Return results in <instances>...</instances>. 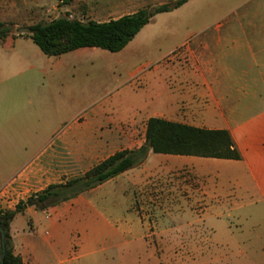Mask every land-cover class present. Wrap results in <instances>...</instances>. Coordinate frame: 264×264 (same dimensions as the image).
<instances>
[{
	"label": "crops",
	"instance_id": "1",
	"mask_svg": "<svg viewBox=\"0 0 264 264\" xmlns=\"http://www.w3.org/2000/svg\"><path fill=\"white\" fill-rule=\"evenodd\" d=\"M155 1L160 6L178 0ZM201 1L187 0L179 8L158 15L177 12ZM1 5L5 11L14 12L18 7L39 6L41 2L23 0L18 5L14 0H2ZM209 11L218 18L208 21L206 16L201 17L200 10L187 23L188 28H199V35L190 31L183 35L175 50L182 52L173 57L161 55L152 69L150 64L123 68L127 75L124 84L134 87L136 84L132 83L138 81L142 92L154 89L155 96L149 97L146 128L151 117H159L199 128L228 130L242 158L150 152L139 167L151 175L155 162H181L194 165L200 176H211L214 190L201 216L214 228L215 235L222 233L229 237L225 246L229 244L232 252L252 253L248 262L238 264H264V0H214L203 10ZM0 21L10 23L1 16ZM105 21L108 20L97 22ZM210 28L214 30L209 33ZM36 46L32 39L18 36L16 31L0 44V204L4 208L12 209L19 201L51 185L45 159L47 148L40 150L37 142L43 136L30 134L25 120L15 115V105L23 102L31 89L45 85L51 89L64 88L68 104L77 105L80 77L88 80L94 70L93 57L100 52V48H81L48 56ZM52 133L55 134L54 130ZM28 140L37 143L31 146L36 148L32 160H25ZM155 176H149L145 184ZM73 200L51 208L48 220L52 230L41 233L34 228L16 239L14 252L25 264H74L71 241L64 239L62 227L64 221L71 222L77 215ZM31 212L28 209L24 216ZM111 226L109 223L108 227ZM126 231V224L119 225L118 240L125 241L124 248ZM107 234L112 236L109 230ZM122 245L119 242L120 248Z\"/></svg>",
	"mask_w": 264,
	"mask_h": 264
},
{
	"label": "rangeland",
	"instance_id": "2",
	"mask_svg": "<svg viewBox=\"0 0 264 264\" xmlns=\"http://www.w3.org/2000/svg\"><path fill=\"white\" fill-rule=\"evenodd\" d=\"M38 1L41 5L18 7L12 12L5 11L0 0V16L10 22L13 31L21 33L30 25L61 17L83 22L104 21L142 7L159 5L155 0H72L70 4L57 0H32ZM14 2L19 5L23 0ZM213 2L202 0L180 11L157 15L120 52L99 49V54L93 57L94 70L88 80L85 82L80 77L77 105L68 104L64 88L51 89L47 85L31 89L24 101L15 105V115L25 120L30 134L43 136L37 142L40 150L47 148L45 159L49 183L60 184L81 177L114 153L142 145L146 116L150 112L149 97L155 96L154 89L142 92L138 81L132 83L136 84L134 87L124 84L127 75L123 68L129 70L135 64H150L152 69L161 55L173 57V54L182 52V49L175 52L181 45L182 36L188 31L199 35V28L187 27L197 11L201 10V17L206 16L208 21L218 18L215 13L203 12ZM212 30L214 28L208 32ZM180 111L183 113L182 107ZM28 142L25 160H32L36 148L31 146L36 141ZM151 169V175L156 176L148 185L145 183L151 175L139 167L71 201L77 215L71 222L64 221L62 227L65 229L64 239L71 241L74 264L248 262L252 253L232 252L229 244L225 246L229 237L222 233L215 235L214 228L201 216L214 190L211 176H200L194 165L181 162H155ZM31 196L19 201L12 209H6H15ZM51 208L38 211L33 204H28L25 213L31 209L32 214L18 215L13 228L11 226L13 246L18 237L34 228L41 233L52 230L48 220L53 211ZM125 224L124 248L125 241L118 240L121 238L118 228ZM108 230L118 242L107 234ZM119 242L123 247H119Z\"/></svg>",
	"mask_w": 264,
	"mask_h": 264
},
{
	"label": "trees",
	"instance_id": "3",
	"mask_svg": "<svg viewBox=\"0 0 264 264\" xmlns=\"http://www.w3.org/2000/svg\"><path fill=\"white\" fill-rule=\"evenodd\" d=\"M70 4L72 0H57ZM187 0L141 9L105 22H83L61 17L46 23L27 27L18 36L28 37L48 56H60L81 48H100L120 52L136 35L161 13L171 12ZM13 26L0 21V44L12 34ZM150 152L201 158H242L231 133L224 129H206L151 117L147 121L144 143L133 149H123L109 156L83 176L60 184H51L45 190L20 202L15 209L0 211V228L6 235V253H3L0 230V264H25L16 255L11 235V224L17 215L25 213L28 204L38 211H45L61 203L73 200L119 175L144 164Z\"/></svg>",
	"mask_w": 264,
	"mask_h": 264
},
{
	"label": "water",
	"instance_id": "4",
	"mask_svg": "<svg viewBox=\"0 0 264 264\" xmlns=\"http://www.w3.org/2000/svg\"><path fill=\"white\" fill-rule=\"evenodd\" d=\"M0 230L2 232V246H3V253L5 255V253H6V241H5L6 235H5L4 230H2L1 228H0Z\"/></svg>",
	"mask_w": 264,
	"mask_h": 264
},
{
	"label": "built area",
	"instance_id": "5",
	"mask_svg": "<svg viewBox=\"0 0 264 264\" xmlns=\"http://www.w3.org/2000/svg\"><path fill=\"white\" fill-rule=\"evenodd\" d=\"M7 209L6 208H4L3 206H2V204H0V211H6Z\"/></svg>",
	"mask_w": 264,
	"mask_h": 264
}]
</instances>
